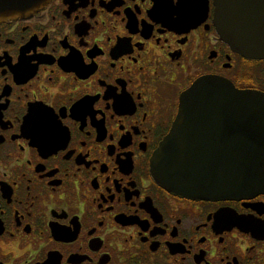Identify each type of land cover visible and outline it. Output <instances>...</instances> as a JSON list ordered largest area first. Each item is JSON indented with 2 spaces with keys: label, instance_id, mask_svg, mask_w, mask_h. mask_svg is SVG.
I'll return each instance as SVG.
<instances>
[{
  "label": "flooded vegetation",
  "instance_id": "1",
  "mask_svg": "<svg viewBox=\"0 0 264 264\" xmlns=\"http://www.w3.org/2000/svg\"><path fill=\"white\" fill-rule=\"evenodd\" d=\"M204 76L264 93L214 0H52L0 22V264H264V192L188 198L151 171Z\"/></svg>",
  "mask_w": 264,
  "mask_h": 264
},
{
  "label": "water",
  "instance_id": "2",
  "mask_svg": "<svg viewBox=\"0 0 264 264\" xmlns=\"http://www.w3.org/2000/svg\"><path fill=\"white\" fill-rule=\"evenodd\" d=\"M52 0H0V22L27 18ZM221 39L264 59V0H214ZM151 171L170 192L194 199H235L264 192V93L214 76L198 79L180 100Z\"/></svg>",
  "mask_w": 264,
  "mask_h": 264
}]
</instances>
